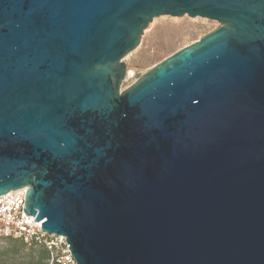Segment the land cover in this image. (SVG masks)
<instances>
[{
	"label": "water",
	"instance_id": "obj_1",
	"mask_svg": "<svg viewBox=\"0 0 264 264\" xmlns=\"http://www.w3.org/2000/svg\"><path fill=\"white\" fill-rule=\"evenodd\" d=\"M162 16L214 31L122 89ZM76 264H264V0H0V195Z\"/></svg>",
	"mask_w": 264,
	"mask_h": 264
},
{
	"label": "rangeland",
	"instance_id": "obj_2",
	"mask_svg": "<svg viewBox=\"0 0 264 264\" xmlns=\"http://www.w3.org/2000/svg\"><path fill=\"white\" fill-rule=\"evenodd\" d=\"M219 26L220 23L217 21L199 17L156 18L146 30L139 47L124 58L131 76L123 83L122 89L137 81L165 58L196 42ZM5 245V241H0V247Z\"/></svg>",
	"mask_w": 264,
	"mask_h": 264
},
{
	"label": "built area",
	"instance_id": "obj_3",
	"mask_svg": "<svg viewBox=\"0 0 264 264\" xmlns=\"http://www.w3.org/2000/svg\"><path fill=\"white\" fill-rule=\"evenodd\" d=\"M27 187L0 195V241L7 238L22 239L27 245L44 244L51 253L49 264H76L67 238L47 234L42 222L25 211Z\"/></svg>",
	"mask_w": 264,
	"mask_h": 264
},
{
	"label": "trees",
	"instance_id": "obj_4",
	"mask_svg": "<svg viewBox=\"0 0 264 264\" xmlns=\"http://www.w3.org/2000/svg\"><path fill=\"white\" fill-rule=\"evenodd\" d=\"M0 247V264H49L51 253L44 244L27 245L22 239L7 238Z\"/></svg>",
	"mask_w": 264,
	"mask_h": 264
},
{
	"label": "bare ground",
	"instance_id": "obj_5",
	"mask_svg": "<svg viewBox=\"0 0 264 264\" xmlns=\"http://www.w3.org/2000/svg\"><path fill=\"white\" fill-rule=\"evenodd\" d=\"M130 75H131V73H130Z\"/></svg>",
	"mask_w": 264,
	"mask_h": 264
}]
</instances>
